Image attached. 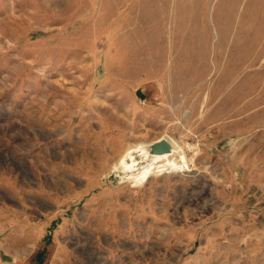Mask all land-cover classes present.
Returning <instances> with one entry per match:
<instances>
[{
	"label": "rangeland",
	"instance_id": "obj_1",
	"mask_svg": "<svg viewBox=\"0 0 264 264\" xmlns=\"http://www.w3.org/2000/svg\"><path fill=\"white\" fill-rule=\"evenodd\" d=\"M258 3L0 0V264H264Z\"/></svg>",
	"mask_w": 264,
	"mask_h": 264
},
{
	"label": "bare ground",
	"instance_id": "obj_2",
	"mask_svg": "<svg viewBox=\"0 0 264 264\" xmlns=\"http://www.w3.org/2000/svg\"><path fill=\"white\" fill-rule=\"evenodd\" d=\"M260 10H262V14L259 13ZM253 15L256 18L257 17L260 18L261 16L259 27L262 29V31H264V0H260V3H258V8ZM163 138L168 139V141L172 145V152L168 154L152 155L148 149L149 145L148 146L139 145L138 147L132 150V161L138 166H140L139 157L146 158L148 160V162L145 165L139 167V169H142L143 171L141 172L140 175L136 177H139V176L144 177V175H147L149 170L153 167L154 168L163 167V168L174 170L173 168L174 165L180 166L182 168H184L183 166H186L184 156L181 150L179 149V147L169 138L167 137H163ZM126 163H128V160H126Z\"/></svg>",
	"mask_w": 264,
	"mask_h": 264
},
{
	"label": "water",
	"instance_id": "obj_3",
	"mask_svg": "<svg viewBox=\"0 0 264 264\" xmlns=\"http://www.w3.org/2000/svg\"><path fill=\"white\" fill-rule=\"evenodd\" d=\"M149 148L152 155H164L172 152V145L166 138L153 142Z\"/></svg>",
	"mask_w": 264,
	"mask_h": 264
},
{
	"label": "trees",
	"instance_id": "obj_4",
	"mask_svg": "<svg viewBox=\"0 0 264 264\" xmlns=\"http://www.w3.org/2000/svg\"><path fill=\"white\" fill-rule=\"evenodd\" d=\"M38 260L40 261V260H42V259L38 257Z\"/></svg>",
	"mask_w": 264,
	"mask_h": 264
}]
</instances>
